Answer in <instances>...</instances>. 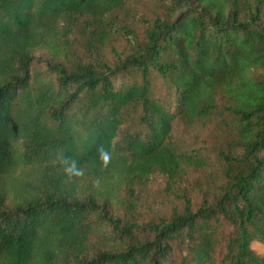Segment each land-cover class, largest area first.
<instances>
[{
    "label": "trees",
    "instance_id": "trees-1",
    "mask_svg": "<svg viewBox=\"0 0 264 264\" xmlns=\"http://www.w3.org/2000/svg\"><path fill=\"white\" fill-rule=\"evenodd\" d=\"M154 171L179 204L139 218ZM254 242L264 0H0V264H264Z\"/></svg>",
    "mask_w": 264,
    "mask_h": 264
},
{
    "label": "rangeland",
    "instance_id": "rangeland-1",
    "mask_svg": "<svg viewBox=\"0 0 264 264\" xmlns=\"http://www.w3.org/2000/svg\"><path fill=\"white\" fill-rule=\"evenodd\" d=\"M131 1H140L144 2V0H131ZM137 15L130 17V25H133L136 30L140 31L142 26V20L140 19V15L144 17L145 15H149L151 12L150 10H146L145 6L141 3L136 4ZM121 35H115L114 38L111 40L112 45L119 49H125V41L122 39ZM77 47V45H76ZM107 56L110 57L112 55V48L110 45L106 47ZM38 56H47V52L45 50L37 51ZM174 129L172 133V138L176 140L181 145H184L186 148L196 144L198 139L197 133H201V128L198 126H189L188 124L184 123L182 120L177 119L173 123ZM202 174V172H201ZM192 173L189 179L184 182V185L191 189L194 185L195 181H190L192 179ZM133 188V192L129 195V200L133 202V205L136 207V214L139 218H149L155 217L162 212L170 211L175 204H179V200L177 198V191L174 192V189L170 188L167 183V178L164 174L154 171L152 172L148 178H146L143 182H136L131 184ZM122 192L123 189H122ZM122 196L125 198L127 195L125 193H121ZM193 198L200 196V192L196 189L192 193ZM115 207H118L119 211H114L115 214H122L125 212L126 204L124 202L114 203ZM125 214V213H124ZM109 227L106 225L104 226V230L107 232ZM108 233V232H107ZM106 235V233H101L100 235ZM109 234V233H108ZM100 235H95L93 240L95 243L101 245L104 243L102 237ZM105 238V237H104ZM106 240V239H105ZM253 247L256 248L258 251L264 254V245L261 243L254 242Z\"/></svg>",
    "mask_w": 264,
    "mask_h": 264
}]
</instances>
